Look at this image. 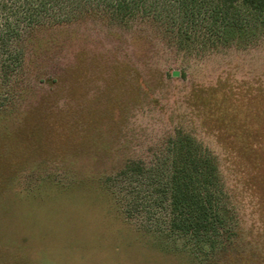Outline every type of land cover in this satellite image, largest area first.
I'll list each match as a JSON object with an SVG mask.
<instances>
[{"label":"rangeland","instance_id":"374dc122","mask_svg":"<svg viewBox=\"0 0 264 264\" xmlns=\"http://www.w3.org/2000/svg\"><path fill=\"white\" fill-rule=\"evenodd\" d=\"M90 2L137 16L77 18L22 69L0 64V264L225 263L163 233L152 186L184 158L233 254L264 264V18L240 11L237 37L186 47L164 28L211 22L215 0ZM128 161L144 172L119 176Z\"/></svg>","mask_w":264,"mask_h":264},{"label":"trees","instance_id":"16d2710c","mask_svg":"<svg viewBox=\"0 0 264 264\" xmlns=\"http://www.w3.org/2000/svg\"><path fill=\"white\" fill-rule=\"evenodd\" d=\"M215 3L209 10L211 22L187 21L164 30L178 36L179 43L183 42L186 47L198 41L205 47L213 45L214 40L226 44L231 36L237 37L235 34L242 30L237 16L240 11L264 18V0H215ZM83 16L125 23L137 14L128 4L94 6L90 0H0V64L22 69L27 50L33 52L32 49L45 45L47 39L41 37L42 32L59 29ZM55 82L57 79L53 78L51 83ZM187 162L188 158H184L182 166H170L160 182L152 186L151 192L158 195L156 202L162 203L159 197L163 196L168 203L164 235L200 242L209 255L207 262L242 264L241 254H233L237 252L219 212L216 188L207 181L205 173L189 168ZM143 172L141 164L128 161L118 175Z\"/></svg>","mask_w":264,"mask_h":264}]
</instances>
